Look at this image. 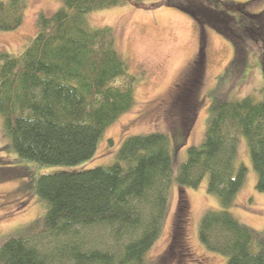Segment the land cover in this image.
Here are the masks:
<instances>
[{"label": "trees", "instance_id": "1", "mask_svg": "<svg viewBox=\"0 0 264 264\" xmlns=\"http://www.w3.org/2000/svg\"><path fill=\"white\" fill-rule=\"evenodd\" d=\"M60 1L54 13H37L35 33L21 51H0V116L19 159L72 167L92 157L104 130L134 104L140 79L119 56L111 27L92 26L87 15L144 0ZM161 5L243 44L258 43L264 75V11L221 0H159L151 7ZM25 8L26 0H0V31L17 29ZM219 86L208 92L202 141L187 147L177 166L169 136L154 131L125 136L109 164L40 174L34 192L44 203L41 229L5 237L0 264H151L146 253L161 232L172 186L196 188L204 177L219 207L201 215L200 244L224 256V264H264V228L251 230L227 209L246 174L237 164L240 136L255 188L264 191V99H231Z\"/></svg>", "mask_w": 264, "mask_h": 264}, {"label": "rangeland", "instance_id": "2", "mask_svg": "<svg viewBox=\"0 0 264 264\" xmlns=\"http://www.w3.org/2000/svg\"><path fill=\"white\" fill-rule=\"evenodd\" d=\"M158 1L127 3L87 15L90 25L111 27L119 56L129 72L140 78L134 87V104L104 130L92 157L72 167L21 160L9 146L0 116V242L19 230L30 235L41 229L44 203L34 192L40 174L109 164L125 136L154 131L169 136L177 166L185 160L187 147L200 144L204 137L209 91L220 85L231 99H264L258 43L243 44L237 35L223 34L209 22L178 8L151 7ZM221 1L243 3L246 12L264 11V0ZM61 6L60 0H26L21 25L12 31H0V51H21L35 33L37 13L50 15ZM235 53L243 59L238 61ZM237 164L246 167L245 179L227 209L240 223L259 231L264 228V191L255 188L257 176L241 136ZM206 184L204 177L196 188L172 186L161 232L146 253L148 262L225 263L224 256L207 251L197 236L201 215L219 207L217 197L206 191Z\"/></svg>", "mask_w": 264, "mask_h": 264}]
</instances>
